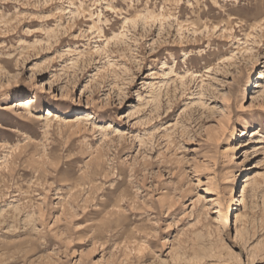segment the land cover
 Returning <instances> with one entry per match:
<instances>
[{
  "label": "rangeland",
  "instance_id": "rangeland-1",
  "mask_svg": "<svg viewBox=\"0 0 264 264\" xmlns=\"http://www.w3.org/2000/svg\"><path fill=\"white\" fill-rule=\"evenodd\" d=\"M0 264H264V0H0Z\"/></svg>",
  "mask_w": 264,
  "mask_h": 264
},
{
  "label": "bare ground",
  "instance_id": "bare-ground-1",
  "mask_svg": "<svg viewBox=\"0 0 264 264\" xmlns=\"http://www.w3.org/2000/svg\"><path fill=\"white\" fill-rule=\"evenodd\" d=\"M38 103V99L37 97L34 95L32 97H26L25 99H17L15 100V105H13V108H17V110H25V111H30V106H34L35 104ZM53 117L52 115V111L51 110H47V117ZM245 130H242L238 133L241 134L240 136L237 137V143L231 145V152H234L236 150H238L239 148H242L243 146L241 145L240 142H238V140L246 138L245 136H249L248 132V124H245ZM235 153V152H234ZM245 172V168H242L241 171L235 173V183L233 184V186L231 187V189L229 190V201L226 205V209L227 212H229V214H234L236 210H238L237 208L241 205V203L243 202V199L245 197V193L246 190L243 187H240V185L237 183L238 179L242 176V174H244ZM240 174V175H238ZM241 188V191H240ZM225 209V210H226ZM218 223L221 222V220L219 218H217ZM239 220V217H237V221Z\"/></svg>",
  "mask_w": 264,
  "mask_h": 264
}]
</instances>
